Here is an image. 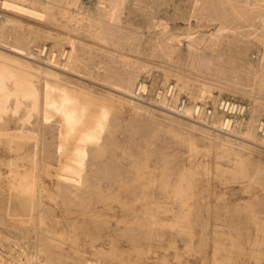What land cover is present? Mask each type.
I'll list each match as a JSON object with an SVG mask.
<instances>
[{"label":"rangeland","instance_id":"374dc122","mask_svg":"<svg viewBox=\"0 0 264 264\" xmlns=\"http://www.w3.org/2000/svg\"><path fill=\"white\" fill-rule=\"evenodd\" d=\"M0 69V264H264V0H0Z\"/></svg>","mask_w":264,"mask_h":264},{"label":"built area","instance_id":"2783aa9c","mask_svg":"<svg viewBox=\"0 0 264 264\" xmlns=\"http://www.w3.org/2000/svg\"><path fill=\"white\" fill-rule=\"evenodd\" d=\"M185 101L182 102L181 106H180V109L181 111L184 109L185 107ZM221 109L224 111H233L234 114H237V115H243L245 113V107L244 106H241V105H238V104H235V103H232V102H222L221 104ZM200 107L196 108V111L195 113L197 115L200 114ZM206 119H211L212 118V113L211 112H208V115H204Z\"/></svg>","mask_w":264,"mask_h":264},{"label":"bare ground","instance_id":"6f19581e","mask_svg":"<svg viewBox=\"0 0 264 264\" xmlns=\"http://www.w3.org/2000/svg\"><path fill=\"white\" fill-rule=\"evenodd\" d=\"M136 2V1H135ZM153 2V1H152ZM133 3V2H132ZM149 3V2H148ZM155 3V2H154ZM143 4V3H142ZM5 5V7H7V8H10V9H13L14 11H17L18 13H23V14H27V15H31V16H38V17H40V15L37 13V12H34V11H31V10H29V9H27V8H24V7H22V6H18V5H11L10 3L9 4H4ZM120 9V8H119ZM240 46V45H239ZM258 50V49H257ZM172 52V51H171ZM258 55V54H257ZM256 55V56H257ZM169 56V55H168ZM263 57V56H262ZM222 58V57H221ZM8 69H9V67H8ZM1 70V69H0ZM10 71H12L11 69H10ZM10 71H8V72H10ZM17 72V71H16ZM20 72V70H18V73ZM14 73H15V71H14ZM13 73V74H14ZM16 74V73H15ZM20 74V73H19ZM17 75V74H16ZM18 76V75H17ZM23 76V75H22ZM20 81V80H19ZM24 84V83H23ZM131 84V83H130ZM20 85V84H19ZM27 88V87H26ZM32 89V88H31ZM142 89H146V87L145 86H143L142 85ZM145 91V90H144ZM34 93V92H33ZM203 95V94H202ZM211 95V94H210ZM36 97V96H35ZM200 107V106H199ZM2 111V110H1ZM234 112L233 111H224V109H223V115L225 116V117H230L232 114H233ZM2 114V113H1ZM1 121V120H0ZM228 123H230V120H228ZM232 123V122H231ZM261 130V129H260Z\"/></svg>","mask_w":264,"mask_h":264}]
</instances>
